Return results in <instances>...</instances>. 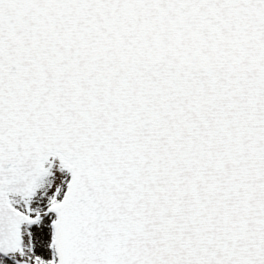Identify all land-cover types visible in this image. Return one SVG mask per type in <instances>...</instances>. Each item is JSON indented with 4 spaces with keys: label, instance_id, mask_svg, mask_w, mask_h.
Here are the masks:
<instances>
[{
    "label": "snow or ice",
    "instance_id": "1",
    "mask_svg": "<svg viewBox=\"0 0 264 264\" xmlns=\"http://www.w3.org/2000/svg\"><path fill=\"white\" fill-rule=\"evenodd\" d=\"M0 264H264V0H0Z\"/></svg>",
    "mask_w": 264,
    "mask_h": 264
}]
</instances>
